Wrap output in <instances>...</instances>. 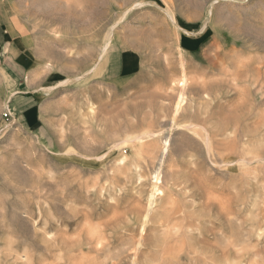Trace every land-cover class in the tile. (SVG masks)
Instances as JSON below:
<instances>
[{
    "label": "rangeland",
    "instance_id": "1",
    "mask_svg": "<svg viewBox=\"0 0 264 264\" xmlns=\"http://www.w3.org/2000/svg\"><path fill=\"white\" fill-rule=\"evenodd\" d=\"M0 5V264H264V0Z\"/></svg>",
    "mask_w": 264,
    "mask_h": 264
},
{
    "label": "crops",
    "instance_id": "2",
    "mask_svg": "<svg viewBox=\"0 0 264 264\" xmlns=\"http://www.w3.org/2000/svg\"><path fill=\"white\" fill-rule=\"evenodd\" d=\"M5 24V14L0 5V57L4 58V62L11 66V72L15 78V88L11 95V108L13 114L22 119L27 127H34L35 123L39 121L40 89L33 88V81H29L34 68L26 65V55L23 54L14 38L8 33Z\"/></svg>",
    "mask_w": 264,
    "mask_h": 264
},
{
    "label": "bare ground",
    "instance_id": "3",
    "mask_svg": "<svg viewBox=\"0 0 264 264\" xmlns=\"http://www.w3.org/2000/svg\"><path fill=\"white\" fill-rule=\"evenodd\" d=\"M149 3H153V2H149ZM142 5V3L140 4H137L136 6L138 7V6H141ZM161 7V6H160ZM161 10H162V12H164L169 18H170V21H171V23L173 24V26H174V28L175 29H177V30H182L184 33H186V34H191V31H189V30H185V29H183V28H181L180 27V25H179V23L177 22V20H175V18H174V16H173V14L169 11V10H166L165 8L164 9H162V8H160ZM108 43V42H107ZM110 43V42H109ZM108 43V44H109ZM109 46V45H108ZM105 47H107V46H105ZM182 49V48H181ZM105 50H107V48H105ZM104 52V49L102 50V53ZM102 60V59H101ZM100 61V60H99ZM182 66V73L185 71V69H184V66L183 65H181ZM180 66V67H181ZM96 67H97V64H96ZM93 70H95V68L93 69ZM127 73H129V72H127ZM124 75V74H123ZM184 75L186 76V74L184 73ZM184 75H182L183 77L182 78H184ZM184 81H185V79H182V83H181V87L184 89ZM68 82V80L66 79L64 82H62V84H64V83H67ZM182 90V89H181ZM180 95V97L178 98L179 100H178V102L176 103V105H175V114L179 111V109H180V107H181V103L183 102V99H182V95L181 94H179ZM174 114V115H175ZM207 134V133H206ZM205 143H206V145L209 147L210 146V143H209V138H207L206 140H205ZM233 163V162H232Z\"/></svg>",
    "mask_w": 264,
    "mask_h": 264
}]
</instances>
